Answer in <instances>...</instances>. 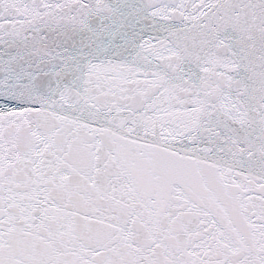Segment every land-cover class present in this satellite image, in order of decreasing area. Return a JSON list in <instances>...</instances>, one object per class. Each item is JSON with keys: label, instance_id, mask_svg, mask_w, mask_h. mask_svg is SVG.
I'll use <instances>...</instances> for the list:
<instances>
[{"label": "snow or ice", "instance_id": "snow-or-ice-1", "mask_svg": "<svg viewBox=\"0 0 264 264\" xmlns=\"http://www.w3.org/2000/svg\"><path fill=\"white\" fill-rule=\"evenodd\" d=\"M0 264H264V0H0Z\"/></svg>", "mask_w": 264, "mask_h": 264}]
</instances>
